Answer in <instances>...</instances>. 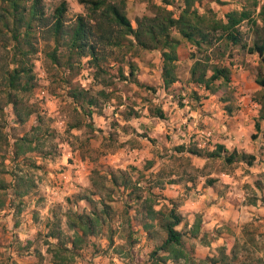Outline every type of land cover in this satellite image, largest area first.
Segmentation results:
<instances>
[{"label": "rangeland", "instance_id": "rangeland-1", "mask_svg": "<svg viewBox=\"0 0 264 264\" xmlns=\"http://www.w3.org/2000/svg\"><path fill=\"white\" fill-rule=\"evenodd\" d=\"M124 1L133 27L136 19L151 15L153 4L175 16L183 7V0ZM35 2L44 18L32 24L35 87L25 100L36 111L19 124L12 105L0 103L10 143L27 135L35 148L14 163L9 154L4 164L11 174L5 179L9 183L12 173H26L34 188L21 199H14L11 187L6 191L11 202L0 211V263L52 264L50 250L56 240L48 237L50 227L59 222L60 230L72 235L68 228L73 221L68 216L71 211L99 214L102 221L97 234L87 237V245L76 250L71 264H173L161 261L165 253L158 248L166 239L163 215L174 208L182 217L176 229L183 233L188 254L178 264L219 258L221 247L228 254L227 264H264V118L259 117L264 91L254 82L259 57L248 53L254 42L264 39V20L259 15L264 0L194 3L200 14L210 10L223 21L231 11L250 12L249 20L238 26L240 43L226 49L222 43L218 50L223 56L213 53L212 61L231 72L230 83L213 93L190 82L192 54L200 55L187 42L178 48V80L164 89L159 51L130 47L126 41L120 49L98 46L97 68L89 57L78 56L68 46L77 18L92 22L88 9L78 0H20L25 8ZM62 4L66 8L63 37L56 44L48 30ZM5 53L0 50L1 56ZM3 86L0 80V93ZM80 89L88 91L97 105L89 108L81 100L75 103L71 94ZM156 109L163 111V118L154 114ZM205 112L218 116V124L196 123L193 113ZM177 116L179 122L174 120ZM196 129L211 130L209 140L196 138ZM215 129L233 133L224 138ZM224 139L233 144L229 152L236 149L253 155V164L247 166L241 160L227 164L222 158L209 160L176 149L183 145L203 154ZM208 189L217 196L202 201L205 210L224 208L228 202L235 207L252 205L253 215L237 222L230 219L193 238L192 226L201 215L194 213L191 203H198V196ZM148 205L158 212L151 218Z\"/></svg>", "mask_w": 264, "mask_h": 264}, {"label": "trees", "instance_id": "trees-1", "mask_svg": "<svg viewBox=\"0 0 264 264\" xmlns=\"http://www.w3.org/2000/svg\"><path fill=\"white\" fill-rule=\"evenodd\" d=\"M199 0H183V7L178 16L164 6L151 5V15H144L136 19V27L124 12L125 1L118 3L109 0H78L89 12L91 23L86 22L80 16L77 18L76 26L70 33L68 46L72 51L77 52L80 57H89L94 66L99 67L98 46H110L121 48L126 41L131 47L142 50H157L161 59V81L164 89L169 88L178 80L177 63L179 60L178 48L182 42H187L193 46L199 57L192 54L193 64L189 70V80L191 83L208 92H215L219 86L227 85L231 81L230 69L219 63L213 62V53H220L219 47L224 49L229 45L240 43V32L238 26L250 18L248 10L240 12L231 11L225 15V21L215 17L210 10L200 14L194 7V3ZM253 6L257 7V2ZM66 11L65 4L59 6L54 13V21L49 28L53 41L58 44L63 37L62 19ZM259 15L264 20V5L260 7ZM43 11L38 8L37 2L28 8L21 5L20 0H0V50L6 53L0 55V80L4 83L0 93V103L12 105L16 122L25 123L34 113L32 104H27L25 98L32 93L35 87L32 58L35 53L30 41L32 24L34 21L43 20ZM175 34L178 35L175 36ZM9 48V49H8ZM8 51V52H7ZM249 54H256L259 57L260 65L256 73L255 84L264 91V39L253 43L248 49ZM55 63V53L52 54ZM220 56L223 54L220 53ZM104 92H102L103 94ZM88 91L80 89L73 91L72 100L83 101L89 108L97 105L93 96L88 97ZM88 111V115H91ZM154 114L158 118H163L162 110L156 109ZM0 211L10 202L6 191L12 189V196L21 199L26 196L32 188L34 181L26 173H12L11 182H7L5 175L11 174L6 170L4 162L9 154L10 162L14 163L19 157L33 151L35 148L33 140L29 136H23L10 143L8 135L5 133V120L0 106ZM260 118H264V105H261ZM37 129V128H32ZM256 132L260 130V124H255ZM256 135H252L255 139ZM177 151L187 152L191 155L206 157L207 159L222 158L227 164L235 160L243 161L247 166L254 162V156L234 149L229 152L223 145L217 144L211 151L202 154L199 149H188L185 146L176 148ZM212 180H209L211 183ZM114 183V181H112ZM173 183V182H170ZM126 185V182L123 183ZM136 199H139L136 198ZM141 199V198H140ZM107 207V206H104ZM147 216H155L158 212L150 205L147 208ZM106 213V212H105ZM163 215V214H162ZM68 228L72 235L66 236L57 226L59 222L52 223L48 237L56 240L51 246L52 264H71L76 250L87 245V237L97 234V226L102 225L99 214L92 216L71 212L68 214ZM162 228L166 233V239L158 248L165 253L161 261H171L178 264L180 260L186 261L188 254L183 246V233L176 229L181 223V216L174 208H171L167 215H163ZM147 228L148 225H145ZM191 234L193 238L200 236V223L192 226ZM221 247L219 258H206L200 261L201 264H227L228 254ZM155 253V252H153ZM233 253V252H231ZM2 264V263H0Z\"/></svg>", "mask_w": 264, "mask_h": 264}, {"label": "crops", "instance_id": "crops-1", "mask_svg": "<svg viewBox=\"0 0 264 264\" xmlns=\"http://www.w3.org/2000/svg\"><path fill=\"white\" fill-rule=\"evenodd\" d=\"M257 64V62H256ZM256 77V76H255ZM255 82V79H254ZM193 115H197L196 116V123H205V124H218L216 121V117L218 119V116L213 115L211 112V115L208 112L199 114V113H193ZM214 116V117H213ZM174 120H176V122H179L181 119L177 116L176 118H174ZM173 120L170 123L171 127L174 128L176 126H173L176 122H174L173 124ZM190 128V127H189ZM224 131H227V128H223ZM219 132V134H222L224 138H226L227 135H231L233 133V131L229 130V132H224L222 133L223 130H219V129H215ZM204 132H212L211 130L206 129L205 131H201L196 129V138H201V134ZM219 145H223L228 151L230 150V146L229 145H233L230 144V140L229 139H224L219 141ZM202 145V144H201ZM199 145L200 147L205 145L203 144L202 146ZM203 147V148H204ZM237 148H239L238 146H236ZM233 181V180H230ZM231 183V182H230ZM217 195L213 192L212 189H208L204 194H202V196H198L200 198L198 203H191L194 210V213H199V215H201V219L200 221V232L207 230V229H213L214 227H219L223 222L225 221H229L230 219L235 220L237 222V220H241L242 219H246L248 218L249 215H253V211L255 210L252 205H243L241 204V206L237 205L235 206H230L228 204V202L225 203L224 208H211L209 210H205L201 205L203 200H208L210 199V197H216ZM181 215V214H180ZM198 221V222H199ZM212 232V231H211Z\"/></svg>", "mask_w": 264, "mask_h": 264}, {"label": "built area", "instance_id": "built-area-1", "mask_svg": "<svg viewBox=\"0 0 264 264\" xmlns=\"http://www.w3.org/2000/svg\"><path fill=\"white\" fill-rule=\"evenodd\" d=\"M201 138H203L204 140L208 141L209 138L211 137V132H204L201 134Z\"/></svg>", "mask_w": 264, "mask_h": 264}]
</instances>
